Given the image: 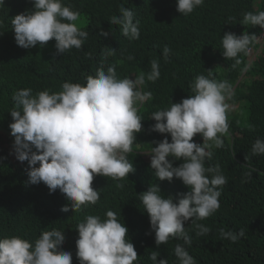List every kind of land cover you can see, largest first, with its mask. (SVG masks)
I'll use <instances>...</instances> for the list:
<instances>
[{"label":"trees","instance_id":"trees-1","mask_svg":"<svg viewBox=\"0 0 264 264\" xmlns=\"http://www.w3.org/2000/svg\"><path fill=\"white\" fill-rule=\"evenodd\" d=\"M62 4L79 11L77 26L88 36L80 49L58 55L54 39L45 47L32 49H23L15 42L11 21L18 14L34 11V0H0V239L17 236L34 245L43 231L56 229L65 237L61 250L72 254V264H80L76 255L77 225L88 215L106 219V212L111 210L129 230L128 239L138 254L135 264H153V251L159 253L158 260L180 264L174 252L177 244L185 247L196 264H264V155L251 153L255 141L264 140V48L252 63L248 50L239 54L241 62L235 64L234 59L223 56L222 47L227 32L238 36L260 32L259 26L242 25L241 21L247 12L264 11V0H204L188 16L176 10L177 0H62ZM121 5L136 11L139 39L123 36L121 27L110 23L113 16L121 14ZM101 31L109 35L105 38ZM107 42L115 47L109 48L111 58L105 62L115 67L117 78L147 74L153 59L159 60L160 77L155 82L145 78L140 90L151 92V98L135 105L143 129L136 133L126 154L135 171L119 183L95 176L92 186L100 193L99 201L75 212L59 189L50 194L43 182L30 184L27 161L21 163L12 154V97L21 89L30 88L36 95L45 90L50 94L60 92L65 82L85 85L88 74L95 76ZM165 46L171 49L167 62L163 57ZM129 56L134 59L129 60ZM198 75L231 85L232 95L226 100L228 132L221 137V147L209 142L211 147L206 151L212 157L205 158V167L220 165L227 183L220 189L219 210L197 221L210 232L197 236L198 229L189 220L185 230L191 237L190 245L177 237L157 248L150 217L139 195L151 185H159L161 195L178 202L179 194L190 189L178 178L160 181L151 169L149 154L153 147L165 136L171 142L170 134L152 130L156 121L151 117L191 96L190 84ZM193 140L204 142L200 134ZM182 163L175 161L174 166ZM64 206L70 211H61ZM221 229L237 234L243 230L244 236L234 243L221 238Z\"/></svg>","mask_w":264,"mask_h":264},{"label":"clouds","instance_id":"clouds-1","mask_svg":"<svg viewBox=\"0 0 264 264\" xmlns=\"http://www.w3.org/2000/svg\"><path fill=\"white\" fill-rule=\"evenodd\" d=\"M203 4L204 0H177L176 10L188 16ZM120 13L110 23L119 25L123 36L139 39L140 21L136 11L121 5ZM79 18V11L64 6L62 0H34V11L18 14L11 21L15 42L23 49H32L38 45L45 47L54 39L58 55L72 48L80 49L88 33L77 26ZM241 24L259 26L261 30L256 36L225 33L223 56L239 64V54L249 50L247 54L252 63L264 48V11L245 13ZM100 34L105 38L109 35L104 31ZM113 47V43L107 42V48L100 54L101 64L94 69L95 76L88 74L85 85L65 82L60 92L50 94L45 90L36 95H32L30 88L21 89L12 97L15 104L10 111L13 122L9 125L14 137L12 154L21 163L27 161L30 184L43 182L50 194L59 189L75 212L99 201L100 193L92 186L95 176L109 177L119 183L135 171L126 158L136 133L143 129L135 105L151 98V92L140 90L145 78L155 82L160 77L159 60L153 59L147 74L133 73L134 77L117 78L115 67L105 62L111 58L109 48ZM170 52L165 46L166 62ZM207 71L211 75L212 70ZM190 90L191 96L154 112L151 117L156 121L153 131L171 136V142L165 136L153 147L149 154L151 169L160 181L178 178L190 189L179 194L178 202L161 195L159 185H151L139 195L150 217L157 248L177 237L190 245L191 237L185 230V222L189 220L198 229L197 236L210 232L197 221L219 210L220 189L227 183L220 165L205 167V158L212 157L206 151L211 147L209 142L221 147V137L228 132L226 100L231 98V85L198 75ZM196 134L202 136L203 144L194 142ZM251 153L264 155V140L257 139ZM178 160L183 163L174 166ZM61 211L67 213L70 209L64 206ZM76 230V255L80 264H135L138 259L134 244L128 239V228L111 210L106 212V219L88 215ZM220 235L235 243L244 236V231L237 234L221 229ZM64 241L63 232L56 229L43 231L34 245L17 236L2 238L0 264H72V254L61 250ZM174 252L180 264H196L183 245L177 244ZM158 256L156 251L151 253L153 264H168L167 259L158 260Z\"/></svg>","mask_w":264,"mask_h":264}]
</instances>
